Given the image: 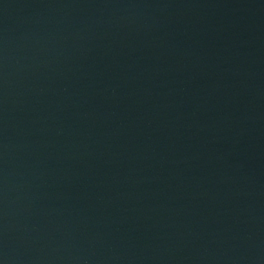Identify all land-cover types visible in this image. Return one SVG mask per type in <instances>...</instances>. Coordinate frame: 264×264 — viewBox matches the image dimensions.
<instances>
[{
	"label": "water",
	"instance_id": "1",
	"mask_svg": "<svg viewBox=\"0 0 264 264\" xmlns=\"http://www.w3.org/2000/svg\"><path fill=\"white\" fill-rule=\"evenodd\" d=\"M0 264H264V0H0Z\"/></svg>",
	"mask_w": 264,
	"mask_h": 264
}]
</instances>
